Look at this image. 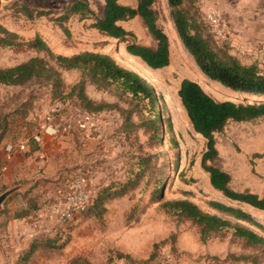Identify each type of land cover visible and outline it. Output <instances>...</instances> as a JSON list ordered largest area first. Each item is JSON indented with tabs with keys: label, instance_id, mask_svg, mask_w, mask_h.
Masks as SVG:
<instances>
[{
	"label": "rangeland",
	"instance_id": "1",
	"mask_svg": "<svg viewBox=\"0 0 264 264\" xmlns=\"http://www.w3.org/2000/svg\"><path fill=\"white\" fill-rule=\"evenodd\" d=\"M199 1L188 0L185 6L201 22L204 36L214 47L229 52V45L212 32L205 20L206 10ZM87 2L97 14L104 6V0ZM123 3L136 6L137 0ZM68 5L69 0H0V67L45 56L46 52L29 46L36 35L42 36L55 53L69 55L85 50L109 53L122 64L143 71L154 86L160 97V132L155 135L147 108L142 110L133 99L87 81L86 94L107 103L104 111L116 112L120 121L109 118L102 136L92 141L81 142L74 136L65 151L58 149V155L62 157L65 153V158L58 157L57 170L47 171L44 159L33 156L28 160L26 156L39 146L33 142L34 148L27 147L38 121L31 113L45 101L51 106L61 95L51 85L35 80L24 85H0V193L22 185L0 210V264H21L22 252L34 240L46 238L54 239V244L60 247L39 248L29 264H157L167 248L181 254L178 256L181 264H264L263 247L249 245L243 239L233 238L231 233L203 241L200 226L167 213L162 207L167 200L189 199L203 210L214 212L209 201L218 200L250 212L264 225V210L232 200L209 185L208 173L201 163L208 149L207 139L195 131L178 90L181 81L189 78L219 100L258 98L230 92L202 74L178 36L168 0H156L154 4L157 22L171 44V62L159 69L150 68L140 57L129 54L127 42L94 31L92 14L86 17L71 14L61 19L68 14ZM123 25L134 33L131 42L157 45L140 16L124 21ZM244 64H254L264 74V62L256 59ZM62 76V96L67 98L60 100L78 103L69 92L82 79L81 71L64 70ZM171 94L179 106L172 102ZM216 146L217 157L207 163L228 171L234 190L264 196V116L247 121L230 120L223 131L216 133ZM15 168L17 172H13ZM85 170L95 173L93 183L97 191L112 184L115 189L125 190V194L111 196L103 211L102 207L95 208L64 224L44 229L37 223L29 239H22L14 222L27 221L30 226L42 217L46 219L67 181ZM155 188L158 192L153 195ZM218 214L236 221L227 214ZM250 227L264 235L256 226ZM131 234L144 236L140 250L149 256L133 257L122 250L123 236ZM149 240L154 244H149ZM124 245L129 248V244Z\"/></svg>",
	"mask_w": 264,
	"mask_h": 264
},
{
	"label": "trees",
	"instance_id": "2",
	"mask_svg": "<svg viewBox=\"0 0 264 264\" xmlns=\"http://www.w3.org/2000/svg\"><path fill=\"white\" fill-rule=\"evenodd\" d=\"M187 1L168 0L170 14L178 36L194 57L202 74L221 84L230 92L258 98L219 100L209 94L199 82L189 78L181 81L178 90L181 102L195 131L207 139L208 149L203 154L202 167L209 174L213 187L224 195L232 200L264 210V196L251 191L234 190L230 185L231 174L215 164L207 163L208 160H214L218 155L216 132L223 131L230 120L247 121L264 116V74L256 65L244 64L229 52L217 50L211 40L204 36L201 22L194 18L191 14L193 12L185 6ZM155 2L156 0H138L137 5L132 6L120 0H104V6L97 14L87 0H69L68 14L61 16V19L68 18L71 14H81L82 17L92 14V28L108 37L127 42L126 49L129 54L140 57L149 67L159 69L168 66L171 62V44L168 34L157 22ZM138 15L157 40L156 46L131 42L130 37L134 33L120 24V21L129 20ZM29 46L46 52V55L33 56L19 64L0 67V85L16 86L34 80L40 81L51 85L54 92L61 95L59 98L65 99L67 97L62 96L64 85L62 72L80 70L82 79L72 87L69 95H75L84 111L98 114L103 112L108 105L103 101H95L86 94L85 83L88 81L97 85L98 88L114 89L119 96L133 99L136 101V106L142 110L147 108L151 114L150 123L155 135H158L161 119L158 105L160 97L157 96L154 86L138 71L122 64L109 53L91 50L71 55L55 53L40 35L30 40ZM157 192L158 189L155 188L152 194L155 195ZM97 193H100L99 196ZM124 194L125 190L115 189L112 184L102 188L96 191L93 202L82 214L99 207H102L100 211H103L106 201L111 200L113 196ZM209 205L214 212L203 210L189 199L167 200L163 202L162 207L165 212L174 213L200 226L203 241L216 236L224 237L231 233L233 238L243 239L249 245L260 246L264 249V235L250 227L251 225L256 226L264 231V225L257 221L250 212L218 200H210ZM218 213L227 214L236 221ZM54 242L55 240L50 238L34 240L30 248L22 252L20 263L29 264L33 254L41 247H60ZM172 251L176 253L175 250Z\"/></svg>",
	"mask_w": 264,
	"mask_h": 264
},
{
	"label": "crops",
	"instance_id": "3",
	"mask_svg": "<svg viewBox=\"0 0 264 264\" xmlns=\"http://www.w3.org/2000/svg\"><path fill=\"white\" fill-rule=\"evenodd\" d=\"M120 1L122 3L124 2V0ZM198 4H200V7L204 10L215 8L221 14V17L226 24V32L224 36L219 37V39L223 43H227L229 45V53L242 60L243 63L248 62L251 64L252 60L256 59L264 62V0H200ZM124 21L126 20L120 21V24L123 25ZM93 30L98 31L95 28H93ZM74 53L77 52H70V54ZM45 103L46 101L42 107L34 109V112L31 113V116H34V113L36 112V119L38 120L36 126L37 131H35L31 137L28 138L27 141H29V143H26L28 144L27 147L34 148V143L39 146H37V149H34L33 152L27 151L28 153H26V156L28 160H30L33 156L44 159L45 162H47V171L57 170V162L59 158H61L60 160H64L65 158V153L61 155L62 157L58 155V149L65 151V146L69 147L70 140L74 136H76L81 142L84 140L86 142L92 141V139L102 136L103 131H105L107 128L109 118L114 117L116 118V121H120L116 112L107 113L103 111L97 114V118L99 120L97 121L93 130L82 132L75 128L69 129L67 128V122L65 118L59 116L58 114H55L53 118L49 119V121L47 120L46 113L50 106L49 104ZM51 123L53 124L54 129H59V132L55 135L51 133V131L54 129H52L50 125L49 128H47V131L44 130V127ZM39 130H42L43 132L41 135V140L38 141L35 137V134ZM24 146L25 145H23V147ZM22 154L23 153H21V156ZM13 172H17V168L13 169ZM208 183L213 187L209 174ZM46 217V219H43L42 217L39 221L37 220V222L30 226L28 225L27 221L23 222L21 220L15 221L14 225L18 226V231L20 232L21 237H23L22 239L27 241L32 229L34 230L37 228V223L38 227L44 229L55 226L56 223L51 218L49 211ZM132 236L133 234L123 236L122 245L120 244L121 248H123L122 250L129 253L133 257L149 256L148 253V255L145 253L143 254L140 250V241L142 238H144V236ZM126 238L127 241L124 242ZM148 243L154 244L153 241L151 242L150 240ZM124 244H129V248H126Z\"/></svg>",
	"mask_w": 264,
	"mask_h": 264
},
{
	"label": "built area",
	"instance_id": "4",
	"mask_svg": "<svg viewBox=\"0 0 264 264\" xmlns=\"http://www.w3.org/2000/svg\"><path fill=\"white\" fill-rule=\"evenodd\" d=\"M205 20L211 26V30L216 37H223L226 32V24L221 14L215 8H209L205 12ZM55 114L65 118L67 128L77 129L82 132L93 130L96 126L97 114L84 111L79 103L72 101H64L57 99L48 109L46 113L47 120L53 118ZM36 116V112L34 113ZM49 125L54 129L53 124H47L44 130L47 131ZM66 125V124H65ZM37 131V130H36ZM42 130H39L35 137L41 140ZM59 129L51 131L53 135L57 134ZM91 170H85L78 175L69 179L63 190L59 192L58 197L49 208L51 218L56 224H64L82 214L87 207L93 202L96 187L93 183V175ZM181 254H176L172 249H165L158 259L157 264H181Z\"/></svg>",
	"mask_w": 264,
	"mask_h": 264
},
{
	"label": "water",
	"instance_id": "5",
	"mask_svg": "<svg viewBox=\"0 0 264 264\" xmlns=\"http://www.w3.org/2000/svg\"><path fill=\"white\" fill-rule=\"evenodd\" d=\"M20 188H22V185H15L0 193V210L2 209L5 201Z\"/></svg>",
	"mask_w": 264,
	"mask_h": 264
},
{
	"label": "bare ground",
	"instance_id": "6",
	"mask_svg": "<svg viewBox=\"0 0 264 264\" xmlns=\"http://www.w3.org/2000/svg\"><path fill=\"white\" fill-rule=\"evenodd\" d=\"M143 70H148L147 68H144ZM142 76H146V74L145 73H143V71H140L139 72ZM206 77V76H205ZM207 78V77H206ZM236 94H241V93H236ZM254 96H257V95H254ZM170 97H171V100H172V102L176 105V106H179L178 105V103H177V100L173 97V94H171L170 95ZM183 107V106H182Z\"/></svg>",
	"mask_w": 264,
	"mask_h": 264
}]
</instances>
